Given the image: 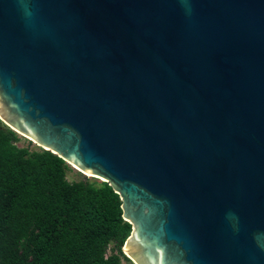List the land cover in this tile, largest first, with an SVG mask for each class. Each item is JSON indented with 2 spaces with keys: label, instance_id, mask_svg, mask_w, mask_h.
<instances>
[{
  "label": "water",
  "instance_id": "obj_1",
  "mask_svg": "<svg viewBox=\"0 0 264 264\" xmlns=\"http://www.w3.org/2000/svg\"><path fill=\"white\" fill-rule=\"evenodd\" d=\"M0 120L119 195L134 264H264V0H0Z\"/></svg>",
  "mask_w": 264,
  "mask_h": 264
},
{
  "label": "trees",
  "instance_id": "obj_2",
  "mask_svg": "<svg viewBox=\"0 0 264 264\" xmlns=\"http://www.w3.org/2000/svg\"><path fill=\"white\" fill-rule=\"evenodd\" d=\"M0 120V264H121L131 225L119 195Z\"/></svg>",
  "mask_w": 264,
  "mask_h": 264
},
{
  "label": "rangeland",
  "instance_id": "obj_3",
  "mask_svg": "<svg viewBox=\"0 0 264 264\" xmlns=\"http://www.w3.org/2000/svg\"><path fill=\"white\" fill-rule=\"evenodd\" d=\"M18 134V133H17ZM20 136V141L18 142V145H28V141L29 139L25 136H22L20 134H18ZM29 147L31 149H35V150H39L41 149L39 146H37L35 143L31 142V144H29ZM71 170H69L66 174V177L68 180H78L80 178H82L84 176V174L80 171H78L76 168H74L73 166H71ZM90 179H97V178H93V177H89V176H86ZM99 180V179H97ZM121 264H134V262L132 260L130 261H127V260H124L122 259V262Z\"/></svg>",
  "mask_w": 264,
  "mask_h": 264
},
{
  "label": "clouds",
  "instance_id": "obj_4",
  "mask_svg": "<svg viewBox=\"0 0 264 264\" xmlns=\"http://www.w3.org/2000/svg\"><path fill=\"white\" fill-rule=\"evenodd\" d=\"M22 4L24 3V0H21Z\"/></svg>",
  "mask_w": 264,
  "mask_h": 264
}]
</instances>
